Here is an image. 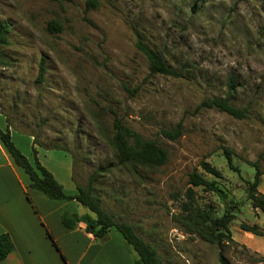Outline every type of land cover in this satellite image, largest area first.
<instances>
[{"label":"rangeland","instance_id":"obj_1","mask_svg":"<svg viewBox=\"0 0 264 264\" xmlns=\"http://www.w3.org/2000/svg\"><path fill=\"white\" fill-rule=\"evenodd\" d=\"M97 2L86 12L84 0H0L8 26L0 117L16 137L68 151L80 186L94 175L103 211L133 227L159 264H221L220 255L227 264H264V236L240 229L264 235V216L246 195L254 164L264 195V0ZM137 41L180 77L151 75ZM211 98H228L245 118L197 109ZM113 114L162 147L166 163L120 165L109 144ZM177 127V139L164 136ZM194 172L215 182L224 200L190 185ZM224 212L235 217L229 236L210 224Z\"/></svg>","mask_w":264,"mask_h":264},{"label":"crops","instance_id":"obj_2","mask_svg":"<svg viewBox=\"0 0 264 264\" xmlns=\"http://www.w3.org/2000/svg\"><path fill=\"white\" fill-rule=\"evenodd\" d=\"M0 131L7 125L0 117ZM3 120V121H2ZM11 141L32 164L36 157L67 197L77 194L69 152L33 145V137ZM93 215L76 200H52L30 188L24 171L17 167L0 141V235L6 234L13 250L0 264H134L138 257L114 229L98 238L75 217ZM67 220L68 226L63 224Z\"/></svg>","mask_w":264,"mask_h":264},{"label":"trees","instance_id":"obj_3","mask_svg":"<svg viewBox=\"0 0 264 264\" xmlns=\"http://www.w3.org/2000/svg\"><path fill=\"white\" fill-rule=\"evenodd\" d=\"M48 1L54 3H63L68 2L69 0ZM84 1L86 12L97 8V0ZM48 31L58 33L60 31V28L55 22H50L48 23ZM7 34V24L0 23V46H5L7 44ZM136 49L148 62L149 72L151 75H161L173 78L180 77V75L175 70H173L165 62H163L154 51L149 49L142 42H136ZM42 74L43 69L40 65L39 79L42 78ZM197 109H215L238 120L245 118L244 112L231 105L228 98L205 99L199 104ZM180 135L181 133L178 127L174 130H171L170 132H164V136L171 140L177 139ZM0 141L6 151L12 157L15 165L21 168L27 175L30 181L31 189L42 193L44 196L52 200H76L81 206L85 207L93 215V217H91L90 215L75 217V222L84 223L86 225V230L89 233L93 234L95 237L101 238L110 229H114L122 236L124 241L129 246H131L136 253L138 260L134 264H159L156 251L149 244L144 242L139 236H137L133 227L127 224L115 223L103 211L100 205V200L93 194V183L95 181L94 175L88 179L87 185L85 187L80 186L76 182L75 178H73L76 185L77 194L73 197H67L62 191V187L53 179L52 175L40 165L33 146V163L31 164L12 143L8 127L6 128L5 132L0 131ZM35 144L37 143L33 140V145ZM109 144L113 149L120 165H138L147 168H158L166 163L167 154L162 147L156 145L152 141L143 139L139 134L124 126L115 114H113L112 136L109 140ZM44 148L66 151L63 148L58 147ZM223 155L226 159L227 166L234 173L239 174V169L232 164L230 151L227 149H223ZM202 166L208 174L218 176L216 171L211 169L208 165L203 164ZM253 166L254 176L251 182H247L248 188L246 195L247 199L250 202L252 210L258 211L264 216V195L257 192V187L260 183V177L263 175V173L260 171L257 165L254 164ZM189 184L194 187H202L206 191L216 193L222 201L224 200V194L220 189H218L215 182L207 181L195 172L189 175ZM234 218L235 217L233 214L224 212L220 217L211 218L210 224L213 229H220L224 231L227 236H229L228 224L232 220H234ZM63 224L65 226H68L67 220L65 218L63 219ZM240 229L255 236H264L262 232L258 231L256 226L249 227L245 224H241ZM214 238L216 239V237ZM216 240L220 241L219 238H217ZM12 250L13 244L9 236L6 234L0 235V262L3 261L8 256V254L12 252ZM219 262L221 264H227V262L221 255L219 256Z\"/></svg>","mask_w":264,"mask_h":264}]
</instances>
